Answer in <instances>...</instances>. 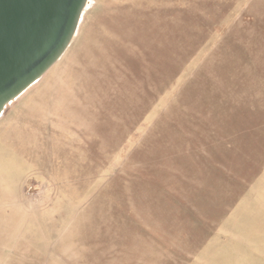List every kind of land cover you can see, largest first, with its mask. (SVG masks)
Wrapping results in <instances>:
<instances>
[{
  "label": "rangeland",
  "instance_id": "1",
  "mask_svg": "<svg viewBox=\"0 0 264 264\" xmlns=\"http://www.w3.org/2000/svg\"><path fill=\"white\" fill-rule=\"evenodd\" d=\"M0 264H264V0H87L0 114Z\"/></svg>",
  "mask_w": 264,
  "mask_h": 264
},
{
  "label": "water",
  "instance_id": "2",
  "mask_svg": "<svg viewBox=\"0 0 264 264\" xmlns=\"http://www.w3.org/2000/svg\"><path fill=\"white\" fill-rule=\"evenodd\" d=\"M87 0H0V114L63 54Z\"/></svg>",
  "mask_w": 264,
  "mask_h": 264
}]
</instances>
